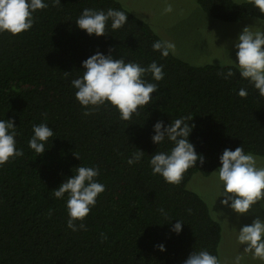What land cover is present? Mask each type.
<instances>
[{"label":"trees","instance_id":"obj_1","mask_svg":"<svg viewBox=\"0 0 264 264\" xmlns=\"http://www.w3.org/2000/svg\"><path fill=\"white\" fill-rule=\"evenodd\" d=\"M48 2L34 13L30 30L0 33V119L14 120L17 147L24 152L0 165V264H183L193 250L202 249L219 258L220 224L187 183L195 173L213 172L225 148L242 145L264 156V96L234 67L233 77L222 78L228 64L194 65L170 50L161 56L152 45L162 38L117 0ZM196 2L218 21L262 15L250 0ZM84 8L122 10L128 22L118 30L109 22L105 36H89L75 24ZM109 48L126 62L164 65L163 80L145 77L158 84L154 101L127 121L110 105L85 116L70 86L82 75L83 60ZM240 88L247 89L246 97L238 95ZM180 117L193 118L189 139L205 163L197 162L173 185L153 175L149 165L155 151L171 144L158 147L151 137L158 120L167 125ZM43 122L55 136L37 156L28 140L32 126ZM138 150L145 152L142 159L128 165ZM80 164L99 168L105 191L83 221L85 230L73 232L67 227V194L56 199L51 192ZM176 219L184 223L179 235L170 231ZM161 243L164 252L156 247Z\"/></svg>","mask_w":264,"mask_h":264},{"label":"clouds","instance_id":"obj_2","mask_svg":"<svg viewBox=\"0 0 264 264\" xmlns=\"http://www.w3.org/2000/svg\"><path fill=\"white\" fill-rule=\"evenodd\" d=\"M250 2L262 14L257 17L258 24L264 19V0ZM51 3L59 5L61 0H51ZM48 7V0H0V33L7 31L15 35L30 30L34 24V13ZM165 11L171 12V5ZM109 22L112 30H118L128 22V13L114 8H108L107 11L84 8L75 19L80 30L97 37L107 34ZM152 48L166 57L173 45L155 41ZM232 48L236 59L230 58L226 72L222 71L219 75L226 80L233 77L236 74L234 67L242 80H247L260 96H264V27L254 30L253 25L245 26L233 40ZM112 52L111 48L106 53L97 51L83 60L80 70L82 75L72 79L70 86L76 90L75 98L85 109V116L95 113L101 106L110 105L118 111L121 120L127 121L154 101L152 94L158 92V84L149 82L145 77L150 73L153 81L163 80L164 65L155 61L147 66L134 60L126 62L124 58L115 59ZM247 94L246 88L238 91L240 97H246ZM192 119L180 117L170 120L167 125L163 120H158L153 125L152 142L158 147L168 144L171 147L155 151L150 156L149 165L153 175L161 176L169 184L178 185L188 169L195 168L197 162L201 166L205 163L204 155L196 151L189 139L195 128L194 124L189 123ZM17 129L14 120L0 119V165L24 155L23 149L17 147ZM54 136V129L46 122L34 124L28 146L37 156L42 155ZM144 154L142 150L134 152L127 160L128 165L139 163ZM218 159L219 166L213 171L219 180L215 204L220 198L221 207L237 217L249 216L257 207L264 209V166H258L256 156L246 152L240 145L235 150L225 148ZM72 173L51 193L56 199H64L67 194V227L76 232L85 230L83 221L95 207L98 196L105 191V185L97 179L100 175L98 167L80 164L72 169ZM160 212L167 218L164 209H160ZM251 216V223L243 224L238 229L235 227L236 239L244 246L245 253H250L254 260L264 261V214ZM183 224L176 219L170 231L179 235ZM156 247L161 252L166 251L162 243ZM240 260L241 257L237 256L235 264H240ZM183 264L221 262L216 255L202 249L193 250Z\"/></svg>","mask_w":264,"mask_h":264},{"label":"rangeland","instance_id":"obj_3","mask_svg":"<svg viewBox=\"0 0 264 264\" xmlns=\"http://www.w3.org/2000/svg\"><path fill=\"white\" fill-rule=\"evenodd\" d=\"M135 16L146 21L164 42L173 45L170 51L177 57L194 65L228 64L234 61L235 51L232 42L245 27L253 25L254 30L264 27V21L258 24L255 19L240 22H224L211 19L201 12L196 0H117ZM240 1V0H236ZM171 5L172 11L165 8ZM229 53V54H228ZM113 55V54H112ZM230 55V57H229ZM115 59L121 57L113 55ZM257 158L258 166H264V156ZM187 188L196 192L207 204L209 212L221 227L218 255L221 264H235L237 256L240 264H264L254 260L250 253L243 251L244 246L236 239L235 227L251 223V215L264 214V209L257 207L249 216L237 217L226 208H222L216 194L219 180L216 173L208 176L200 173L192 175Z\"/></svg>","mask_w":264,"mask_h":264}]
</instances>
